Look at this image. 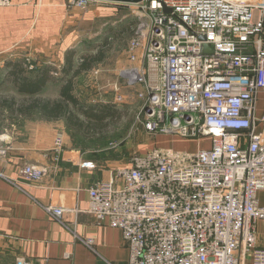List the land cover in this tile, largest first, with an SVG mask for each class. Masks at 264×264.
Masks as SVG:
<instances>
[{"label":"built area","instance_id":"obj_1","mask_svg":"<svg viewBox=\"0 0 264 264\" xmlns=\"http://www.w3.org/2000/svg\"><path fill=\"white\" fill-rule=\"evenodd\" d=\"M66 3L85 12L96 2ZM113 4L133 22L126 25L130 67L119 77L142 100L146 131L210 144L192 154L134 155L88 189L83 212L122 232L128 264H264L257 231L264 221V135L254 132L264 122L254 117L264 93V0ZM10 5L0 0V8ZM63 151L57 136L53 164ZM52 167L26 164L19 175L36 183ZM46 211L56 221L66 213L52 205Z\"/></svg>","mask_w":264,"mask_h":264},{"label":"crops","instance_id":"obj_2","mask_svg":"<svg viewBox=\"0 0 264 264\" xmlns=\"http://www.w3.org/2000/svg\"><path fill=\"white\" fill-rule=\"evenodd\" d=\"M117 8L113 3L96 2L83 12L67 6L66 0H11L9 7L0 8V57L25 53L45 60L77 51L94 24L104 26L108 18L123 16ZM263 116L264 93L259 92L254 117ZM38 121L32 125L38 131L55 124ZM254 132L264 135V122H258ZM5 138L7 143L0 142L4 150L0 153V264H15L17 258L30 264H128L129 251L122 232L83 212L89 205L88 189L107 180L120 166L86 168L84 164L93 165L95 159L86 158L65 140L64 151L53 164L49 151L55 138L45 144ZM170 138L157 135L154 143L168 144ZM26 164L53 167L34 183L19 175ZM258 199L264 207L263 191ZM51 205L66 209L61 221L46 211ZM259 228L264 229V221L259 222L257 230L259 240L264 242V231Z\"/></svg>","mask_w":264,"mask_h":264},{"label":"rangeland","instance_id":"obj_3","mask_svg":"<svg viewBox=\"0 0 264 264\" xmlns=\"http://www.w3.org/2000/svg\"><path fill=\"white\" fill-rule=\"evenodd\" d=\"M118 16L113 19L108 18V22L104 26H99L100 24L95 22L93 30L86 34L81 41L82 46L77 51L73 50L75 54L73 57L74 66L82 64L85 57L98 55L101 51L104 54L103 60L94 64L90 71L83 72L73 78V84L75 95L85 105L110 103L117 109L119 114H122L121 119L112 124L110 131L104 136L84 138L68 129L62 121L56 122L54 126L49 128H41L38 131L37 128L33 129L32 125L40 121L11 117L9 116L10 112L6 109V112H0V140L3 139L2 142L8 141L5 136H9L12 141L16 140L18 143L39 142L45 144L51 138L61 136L67 145L76 148L86 158L95 159L93 167L102 170L125 166L134 155L144 154L152 150L169 149L181 154H192L198 148L207 149L209 147V138H204L200 146L193 140L182 139L177 136H170L168 144L154 143L157 134L146 131L141 123L140 107L142 106V100L135 95L134 91L126 87L124 85L125 81H121L119 77V72L126 68L129 63L126 48L132 37L126 25L133 22L128 19L121 20L122 15ZM112 23L115 24L110 26ZM110 27L114 28L110 29ZM119 30L123 32V35ZM113 31L116 32L112 34ZM68 54L69 52H66L63 56L58 55L55 59L45 60L28 56L25 53L1 56L0 104L5 100H13L14 103L16 101L21 104L23 102L27 103L31 99H57L65 79L71 77L70 75L66 77L62 73ZM16 62L22 65L21 68L24 69L25 76L30 78H33L41 69L50 68L52 79L42 86L39 94L29 97L19 93L15 84L7 77L10 71L8 70V63ZM115 85L118 87V92L113 90ZM115 94L120 95L122 100L116 101ZM188 141L189 143H187ZM259 230L260 232L261 230L264 231L262 228H259ZM262 235L260 236L262 237Z\"/></svg>","mask_w":264,"mask_h":264},{"label":"trees","instance_id":"obj_4","mask_svg":"<svg viewBox=\"0 0 264 264\" xmlns=\"http://www.w3.org/2000/svg\"><path fill=\"white\" fill-rule=\"evenodd\" d=\"M74 52H69L66 63L62 69L64 76L70 75L65 79V83L60 88L57 99L50 100H29L27 103H17L13 100H5L0 104V112L6 109L10 112L9 116L21 119H38L45 122L62 121L64 125L77 135L84 138L104 136L107 134L112 124L118 122L122 114L110 103L85 105L74 93V79L83 72L90 71L94 64L101 62L104 54L101 51L98 55L85 57L84 62L74 66ZM19 62L8 63V78L15 84L19 93L27 96L39 94L42 86L52 79L50 68L41 69L33 78L25 76L24 69ZM9 101V102H8Z\"/></svg>","mask_w":264,"mask_h":264},{"label":"water","instance_id":"obj_5","mask_svg":"<svg viewBox=\"0 0 264 264\" xmlns=\"http://www.w3.org/2000/svg\"><path fill=\"white\" fill-rule=\"evenodd\" d=\"M95 2H105V3H116V4H136L140 0H91Z\"/></svg>","mask_w":264,"mask_h":264}]
</instances>
